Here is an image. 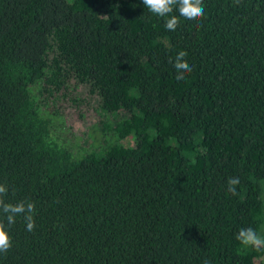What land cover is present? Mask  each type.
<instances>
[{
  "label": "trees",
  "instance_id": "obj_1",
  "mask_svg": "<svg viewBox=\"0 0 264 264\" xmlns=\"http://www.w3.org/2000/svg\"><path fill=\"white\" fill-rule=\"evenodd\" d=\"M177 7L0 0V185L35 204L31 232L0 214V264H264L236 239L264 232V0H203L199 22ZM87 100L74 147L62 110Z\"/></svg>",
  "mask_w": 264,
  "mask_h": 264
},
{
  "label": "clouds",
  "instance_id": "obj_2",
  "mask_svg": "<svg viewBox=\"0 0 264 264\" xmlns=\"http://www.w3.org/2000/svg\"><path fill=\"white\" fill-rule=\"evenodd\" d=\"M143 6L147 7L151 13L158 17L167 16L173 12V6H178L176 11L180 17L192 22H199L205 14L203 0H142ZM235 4H239L240 0H234ZM179 24L176 15H172L165 21L166 29L175 31ZM173 67L178 74L190 71V66L186 60V53L180 51L176 54ZM177 79H183V75H177ZM239 178L233 177L227 181L228 192L236 195V185L239 184ZM7 195V188L0 185V214H3L7 220V224L11 226L15 223L16 216H23L26 224V230L31 232L35 227L34 212L35 204L30 201H20L12 204L6 203L4 197ZM240 243L254 249L264 248V237L257 234L252 228H241L236 236ZM11 239L5 230V225L0 222V253H6L11 247ZM207 264V262H206Z\"/></svg>",
  "mask_w": 264,
  "mask_h": 264
},
{
  "label": "rangeland",
  "instance_id": "obj_3",
  "mask_svg": "<svg viewBox=\"0 0 264 264\" xmlns=\"http://www.w3.org/2000/svg\"><path fill=\"white\" fill-rule=\"evenodd\" d=\"M95 107V101L92 100H87L85 103H79L76 106L66 104L62 110L65 129L61 128L60 133H56V135L67 139L74 147L80 145L89 148L92 137H89L88 132L99 119ZM262 229L264 231V227ZM261 236L264 237V232Z\"/></svg>",
  "mask_w": 264,
  "mask_h": 264
}]
</instances>
